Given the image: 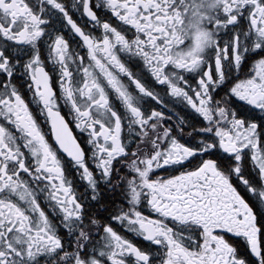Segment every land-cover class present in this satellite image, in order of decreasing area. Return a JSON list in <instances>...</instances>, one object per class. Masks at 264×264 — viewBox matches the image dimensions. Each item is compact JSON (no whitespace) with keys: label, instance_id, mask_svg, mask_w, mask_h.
Wrapping results in <instances>:
<instances>
[{"label":"snow or ice","instance_id":"snow-or-ice-1","mask_svg":"<svg viewBox=\"0 0 264 264\" xmlns=\"http://www.w3.org/2000/svg\"><path fill=\"white\" fill-rule=\"evenodd\" d=\"M0 264H264V0H0Z\"/></svg>","mask_w":264,"mask_h":264}]
</instances>
